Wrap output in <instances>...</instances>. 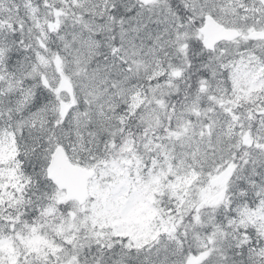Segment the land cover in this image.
<instances>
[{"label": "snow or ice", "instance_id": "obj_1", "mask_svg": "<svg viewBox=\"0 0 264 264\" xmlns=\"http://www.w3.org/2000/svg\"><path fill=\"white\" fill-rule=\"evenodd\" d=\"M0 264H264V0H0Z\"/></svg>", "mask_w": 264, "mask_h": 264}]
</instances>
